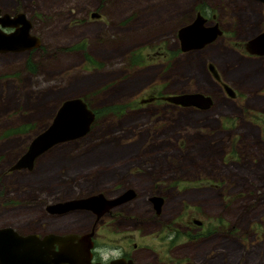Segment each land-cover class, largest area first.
<instances>
[{
	"label": "rangeland",
	"instance_id": "1",
	"mask_svg": "<svg viewBox=\"0 0 264 264\" xmlns=\"http://www.w3.org/2000/svg\"><path fill=\"white\" fill-rule=\"evenodd\" d=\"M202 1L0 0L3 13L23 12L40 40L37 48L0 52V227L86 230L89 212L51 214L45 207L99 192L115 198L131 186L134 195L117 204L132 202L119 225L153 232L170 222L171 235L181 238L199 231L186 227L197 219L210 237L177 250L192 264H264V58L241 62L234 47L260 28L264 11L254 0H205L224 34L181 51L178 30ZM210 64L221 69L233 98L206 73ZM180 92L211 103H138ZM72 98L97 112L90 131L53 146L31 170L10 171ZM157 194L165 199L158 216L149 201Z\"/></svg>",
	"mask_w": 264,
	"mask_h": 264
},
{
	"label": "water",
	"instance_id": "2",
	"mask_svg": "<svg viewBox=\"0 0 264 264\" xmlns=\"http://www.w3.org/2000/svg\"><path fill=\"white\" fill-rule=\"evenodd\" d=\"M260 1L264 3V0ZM23 15L24 13L18 14L17 19L0 17V52H19L40 46L39 38L30 34V22ZM196 25H198L197 21L179 30L178 34L183 51L200 48L216 38L215 30L208 29L206 31L199 28L197 31ZM13 26H16L13 31L4 30L5 27ZM248 44L249 49L254 46L264 48V33L256 36L254 40H250ZM215 76L217 77V75ZM224 89L229 97L235 96L234 91L229 86L225 85ZM164 99L182 107L194 106L199 109H205L211 103L209 97L198 93ZM89 108L82 98L63 101L51 123L45 130L35 135L27 150L15 161L10 170H31L37 157L53 146L85 136L95 121V113ZM133 195L134 190L130 188L119 192L115 198H107L99 192L81 198L51 203L45 207V210L51 214L85 210L100 216L117 204L129 200ZM149 199L155 202V207L158 209L160 206L159 198L150 197ZM91 236V232H86L80 236L75 232H67L63 235L54 232L44 233L42 236L36 233L22 235L11 226H3L0 227V264H89L92 248ZM112 264H120V260L114 261Z\"/></svg>",
	"mask_w": 264,
	"mask_h": 264
},
{
	"label": "flooded vegetation",
	"instance_id": "3",
	"mask_svg": "<svg viewBox=\"0 0 264 264\" xmlns=\"http://www.w3.org/2000/svg\"><path fill=\"white\" fill-rule=\"evenodd\" d=\"M256 3H259L262 10L264 11V3L260 0H254ZM205 0L201 2V5L193 10L194 16L192 19L184 23L181 28H184L186 26H190L194 24L196 21L198 22V25L195 26V28L200 30H215L217 35L216 38H219L223 36L224 34V28L225 25L219 20V18L216 16V14L210 9V7L204 6ZM247 3V1H246ZM229 5H233L229 3ZM94 13L96 18H100V15ZM92 13L89 15L91 18ZM18 14H23V12H19L18 10H13L10 13H3L0 9V17L5 18L8 17L9 19H14L18 16ZM264 14V12H263ZM236 15V14H234ZM24 16V15H23ZM19 17V16H18ZM26 20L30 22L29 19H27L26 16H24ZM17 19V18H16ZM238 22H247L248 19L245 20V18L236 17ZM20 22V21H19ZM22 25V24H20ZM19 25V26H20ZM228 27L231 28L230 24H226ZM16 28V26L13 27H5V31H13ZM32 25L30 22V33ZM179 29V30H180ZM178 30V32H179ZM205 31V32H206ZM209 32V31H208ZM264 33V20L261 23V26L259 29L256 28V30L253 32L252 36L250 37H243L238 38V40H234L235 44L234 47L237 49V53L240 55L239 60L243 62V60H257L258 58H264V48L262 46H254L249 49L248 42L250 40H254L256 36ZM179 42H181L179 38V34L177 33ZM214 37V38H215ZM215 38V39H216ZM215 39L212 41L206 43L205 45H211ZM203 45V46H205ZM202 46V47H203ZM200 47V48H202ZM264 47V46H263ZM178 47H176L177 49ZM195 49L199 48H191L184 52H192ZM181 51L183 49L180 47ZM26 51V50H25ZM16 52V51H14ZM20 52V51H19ZM178 52V51H177ZM172 53H175L172 51ZM232 64V63H229ZM211 65V64H210ZM210 65L208 66V69H206V73L209 75V77H213L216 80H219L221 87L224 89L223 84L224 78L223 74L221 72V69L219 67H212L210 69ZM230 66V65H229ZM252 67H250L251 69ZM223 69H226V66H223ZM217 75V77L215 76ZM206 78V77H205ZM226 84V83H225ZM225 90V89H224ZM183 93H192V92H180V93H174V94H183ZM173 95V94H167L164 95V93L161 94H154L151 95L148 98H142L140 101H138L139 104H148V103H159L164 102V98ZM169 105H175L171 103H167ZM159 106V105H158ZM179 106V105H177ZM116 111V110H114ZM34 138V137H33ZM32 138V139H33ZM31 142V141H30ZM65 143V142H63ZM30 144V143H29ZM28 144V146H29ZM62 144V143H60ZM59 144H57L58 146ZM56 147V146H55ZM28 148V147H27ZM27 150V149H26ZM25 152V151H24ZM23 154V153H22ZM19 154L18 157L11 163L10 167L15 163V161L22 155ZM41 157V156H40ZM38 158V157H37ZM9 167V170H10ZM24 171L27 169H20V170H14V172ZM12 171V170H10ZM187 188L190 186L188 183L185 185ZM126 189H133L135 188L131 186H127ZM177 187V184L174 186ZM121 189V188H120ZM119 189V190H120ZM123 191V190H122ZM136 191V190H135ZM121 192V191H120ZM105 196L112 197L115 194H106L103 192ZM118 194V193H117ZM151 197H158L160 206L157 209L155 207V202L150 201V203L153 205L154 213L156 216H158L161 213L162 206L164 205V197L161 195H152ZM130 203L127 202L120 206H114L110 208L109 210L103 212L100 216H97V214L93 213L92 211H87L93 216V222L91 224V227H88L86 230H81L79 232H75L77 235H83L86 232H91L92 236V248H91V257H90V263L89 264H112V262L116 261L118 262L120 260V264H192L191 262L193 259L190 258L188 253L180 254L177 252L178 248L180 246L190 245L194 242V240H200V239H208L210 237V231L208 230V226H204V223L202 221H198L197 219H193L190 223L189 221L186 223V227H190L189 224H191L193 227L190 229V231H194V229H199V231H194L189 233L188 231H185L184 233H181V238L178 237V233L172 234V228L173 226H169L170 222L168 223H161V225L164 226L165 230L160 227L157 231L150 232L146 228L142 229V226L140 225H134L131 230H128L127 226L119 225V223L116 221L118 216H126L127 215V208L130 206ZM125 208V209H122ZM119 210V211H117ZM75 211H82V210H75ZM121 211V212H120ZM73 212V211H72ZM197 226H196V225ZM168 226V227H166ZM196 226V227H195ZM204 226V227H203ZM16 230V229H15ZM18 233L25 235L29 233H36L42 236L44 233L40 231L36 232H19ZM67 232L58 233V234H65ZM156 234L155 237L152 235ZM111 235H114L112 237ZM184 240V241H180ZM157 245L153 247L152 245ZM117 253H120L118 258H115ZM104 257H107V260L103 259Z\"/></svg>",
	"mask_w": 264,
	"mask_h": 264
},
{
	"label": "bare ground",
	"instance_id": "4",
	"mask_svg": "<svg viewBox=\"0 0 264 264\" xmlns=\"http://www.w3.org/2000/svg\"><path fill=\"white\" fill-rule=\"evenodd\" d=\"M210 68V67H209ZM211 69V68H210ZM226 84L224 83L223 84V87L225 86ZM227 87H228V85H226ZM231 88V87H230ZM232 89V88H231ZM233 90V89H232ZM226 92V91H225ZM227 93V92H226ZM199 94V93H198ZM179 95H195V93H183V94H173V95H169V96H167V97H172V96H179ZM166 98V97H165ZM168 102H170V101H168ZM171 104H175V103H173V102H171ZM175 105H178V104H175ZM90 109V108H89ZM91 110V109H90ZM92 111V110H91ZM93 112V111H92ZM109 112V111H108ZM79 139V138H78ZM74 140H76V139H74ZM70 141H72V140H70ZM68 142V141H67Z\"/></svg>",
	"mask_w": 264,
	"mask_h": 264
},
{
	"label": "trees",
	"instance_id": "5",
	"mask_svg": "<svg viewBox=\"0 0 264 264\" xmlns=\"http://www.w3.org/2000/svg\"><path fill=\"white\" fill-rule=\"evenodd\" d=\"M111 107H112V108H111V111L116 109L114 106H111ZM90 109L95 113V119H96V117H97V112L94 111V109H92V108H90ZM101 111H103V110H99V113H100ZM15 132H16V130H15Z\"/></svg>",
	"mask_w": 264,
	"mask_h": 264
},
{
	"label": "clouds",
	"instance_id": "6",
	"mask_svg": "<svg viewBox=\"0 0 264 264\" xmlns=\"http://www.w3.org/2000/svg\"><path fill=\"white\" fill-rule=\"evenodd\" d=\"M120 255V253H117L116 257L115 258H118ZM103 259L107 260V257H104Z\"/></svg>",
	"mask_w": 264,
	"mask_h": 264
}]
</instances>
